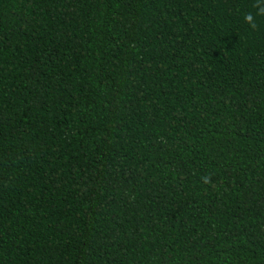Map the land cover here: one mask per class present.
<instances>
[{"label": "trees", "instance_id": "1", "mask_svg": "<svg viewBox=\"0 0 264 264\" xmlns=\"http://www.w3.org/2000/svg\"><path fill=\"white\" fill-rule=\"evenodd\" d=\"M0 264H264V0H0Z\"/></svg>", "mask_w": 264, "mask_h": 264}]
</instances>
